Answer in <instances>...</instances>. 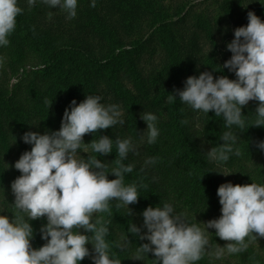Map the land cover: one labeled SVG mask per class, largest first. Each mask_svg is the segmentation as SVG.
Masks as SVG:
<instances>
[{"label": "clouds", "instance_id": "obj_1", "mask_svg": "<svg viewBox=\"0 0 264 264\" xmlns=\"http://www.w3.org/2000/svg\"><path fill=\"white\" fill-rule=\"evenodd\" d=\"M37 3L63 11L68 20L77 17L79 0H27L30 8ZM90 6L95 7L96 0H91ZM23 11L19 0H0V48L10 45L17 17ZM248 21L234 30V39L226 46L232 56L223 67L234 72L236 79H214L211 72L205 71L198 77H188L183 90L176 89L166 98L171 104L178 96L180 103L192 111L204 115L213 111L223 119L227 129L220 136L223 144L206 153L208 162L216 165H225L232 156L242 155L238 130L264 127V21L253 12L248 13ZM4 63L5 57L0 56V67ZM102 100V96L92 94L79 104L73 100L65 109L58 131H28L21 137L32 147L14 164L21 175L11 184L15 197L13 217L10 219L0 209V264H81L85 258H90L92 264H121L108 240L111 220L104 217H112L113 202L116 208H126L127 215L132 214L129 205L138 202L141 186L125 183L126 174L133 173L135 165L124 161L129 154L139 155V148L131 137L113 140L99 135L89 144L84 142L86 134L125 125L120 105ZM250 101L258 102L251 121L242 114ZM45 103L50 106L52 101ZM140 119L147 124L141 141L156 144L160 136L157 115L144 111ZM180 123L186 125L189 121ZM114 146L115 166L110 167L98 156L113 153ZM256 147L264 152V141ZM89 149L98 156L88 155L85 159L80 155ZM156 163V158H149L145 167ZM109 174L115 179L109 180ZM217 196L221 216L206 224L190 223L171 203L147 207L142 212V226H128L129 233L148 241L135 248L132 259L146 261L152 253L155 259L150 260L151 264H198L205 256L221 260L226 254L238 255L252 241L264 238V183H224L217 189ZM41 218L47 221L40 229L46 243L37 249L31 244V221ZM208 229H214L215 235L228 243L214 247ZM88 244L92 245L91 251ZM131 246L127 235L115 244L120 251H128Z\"/></svg>", "mask_w": 264, "mask_h": 264}, {"label": "trees", "instance_id": "obj_2", "mask_svg": "<svg viewBox=\"0 0 264 264\" xmlns=\"http://www.w3.org/2000/svg\"><path fill=\"white\" fill-rule=\"evenodd\" d=\"M232 0L226 2L229 8ZM233 7L232 12H234ZM255 15H262L264 21V0L254 7ZM182 14V12H181ZM36 15L23 11L17 17V27L10 37V45L0 48V56L5 57L3 70L0 71V197L4 200L5 215L11 219L14 215V195L11 191L12 182L21 175L14 164L25 151L31 150V145L23 142L21 137L25 132H39L45 134L58 131L62 119L54 116V100L62 97L65 109L71 101L77 104L87 95H98L99 84H105L118 98L124 101L127 111L134 113L139 105L134 91L141 99H147L148 94L144 80L138 69V60L145 49L143 42L134 41L129 46L123 45L108 29L97 21L99 34L108 42L106 55L99 59L92 52L72 43H57L48 32L35 24ZM202 30H208L210 25L206 16L198 17ZM248 16L241 21L242 26L248 24ZM155 35L157 36V51L164 60L160 69V76L167 82L166 90L162 91L155 101V105L163 111V117L158 118L160 136L154 145L147 144L148 157L156 158L157 163L151 165L159 180L164 184L162 199L152 200L153 193L149 192V185L137 174H126L125 183H137L139 187L138 202L129 205L132 214L127 215L122 208L112 204L110 219L109 242L112 252L121 260V264H151L155 259L152 253L148 260L132 259L135 248L148 241H141L128 232L130 223L141 227L142 212L149 206L155 208L164 203L173 204L176 212L182 214L190 223H207L209 220L221 216V205L217 196V189L224 184L217 167L225 168L233 173L234 185H248L264 183V152L257 149L256 144L264 141V127L249 126L246 130L237 131L238 146L242 155L232 156L225 165L208 162L206 153L213 147L223 144L220 139L224 131V121L212 112L205 121V127L200 132L192 133L189 122L181 125L180 121L189 119L191 112L182 105L179 97L174 103H167L166 98L176 89L183 90L184 47L174 36V26L177 22L160 16L156 20ZM209 31V30H208ZM210 62V61H209ZM205 64L212 68L210 63ZM15 84L9 85V77L21 73ZM128 81L133 91L125 85ZM52 101L51 105L45 101ZM163 104H165L163 106ZM258 106L257 101L244 106L242 114L251 121ZM131 127H135L131 125ZM99 135H107L113 140L119 138L112 130H99L84 136V142L89 144L99 139ZM201 137H198V136ZM202 141L204 144H202ZM85 159L91 152H80ZM102 162L115 166L116 149L107 156H98ZM125 164L131 163L128 159ZM108 179H115L109 174ZM148 193V197L145 193ZM46 218L31 221L34 237L31 241L33 248L43 246L46 241L41 239L40 229L46 224ZM202 226V225H201ZM146 229H142V232ZM210 243L224 247L228 242L215 235L214 229H208ZM81 233L83 230L81 229ZM90 235V234H89ZM128 236L132 246L128 251H120L115 244L122 236ZM92 250V245H86ZM264 238L252 241L248 249L238 255H227V264H264ZM219 260L205 256L198 264H218ZM81 264H92L90 258H85Z\"/></svg>", "mask_w": 264, "mask_h": 264}, {"label": "rangeland", "instance_id": "obj_3", "mask_svg": "<svg viewBox=\"0 0 264 264\" xmlns=\"http://www.w3.org/2000/svg\"><path fill=\"white\" fill-rule=\"evenodd\" d=\"M227 1L229 0H96V6L91 7V0H79L77 17L68 20L66 14L59 9H51L40 3L30 8L27 0H19V5L24 11L36 15V26L53 36L57 43L78 45L92 52L99 59L106 55L109 46L98 32L97 21L106 26L123 45L129 46L134 41L145 44V49L141 53L137 65L147 88L148 98L141 99L134 91L139 105L132 113L127 111L124 101L118 98L105 84H99L98 95L103 97V103L118 104L122 108L125 125H117L110 129L119 138L131 137L137 143L139 155L129 154V159L135 165L134 170L137 174L149 185V192L153 193L152 200L162 199L164 184L151 166L145 167V161L149 159L148 148L147 143L141 141V134L146 133L147 124L140 119V115L146 111L157 115L158 118L163 117V111L153 102L162 91L166 90L167 86V82L160 76L164 60L157 51V36L154 33L156 20L162 16L177 22L173 33L177 41L184 47L183 84L188 77H198L205 71L211 72L214 79L226 76L230 80H234L236 79L235 73L223 67L224 63L232 56L226 46L234 39V30L242 26V19L247 17L249 12H253L254 7L261 0H232L230 3L232 8L227 6ZM233 7H235L234 12H232ZM199 16L207 17V22L210 25L209 31L201 29L198 21ZM257 16L263 21L262 15ZM208 62L212 68L205 65ZM3 68L0 67V71ZM21 74L22 72L11 75L9 85L15 84ZM125 85L133 91L128 81H125ZM250 105H252V101L247 106ZM187 109L191 112L189 122L192 126V133L200 132L213 111L204 115ZM64 112V101L59 96L54 100V116L62 119ZM131 125L135 127L133 128ZM200 142L204 144L202 141ZM217 169L219 172L227 171L219 166ZM220 176L223 183L231 182L234 185L233 173L228 175L220 173ZM148 193H145L147 197ZM3 203L4 200L0 197V209H4ZM123 209L126 211V208ZM2 214L5 215V212ZM225 261L226 255L219 260L218 264H227Z\"/></svg>", "mask_w": 264, "mask_h": 264}]
</instances>
